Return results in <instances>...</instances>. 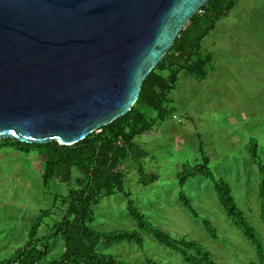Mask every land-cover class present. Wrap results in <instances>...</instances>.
<instances>
[{
  "label": "rangeland",
  "instance_id": "obj_1",
  "mask_svg": "<svg viewBox=\"0 0 264 264\" xmlns=\"http://www.w3.org/2000/svg\"><path fill=\"white\" fill-rule=\"evenodd\" d=\"M212 42L216 44L210 65L214 67L209 69L214 78L210 83L200 87L193 77H190L192 86H186L182 78L179 81L175 99L187 109L178 110L183 121L178 122L170 115L152 132L137 139L148 151L142 161L146 171L158 178L148 185L140 183L135 164L125 160L121 165L126 173L124 190L103 197L92 207L95 216L90 226L102 231L140 230L143 245L110 241L100 243L99 251L113 254L128 264H148L147 260L192 264L179 251L139 228L138 220L128 208V193L148 221L175 238L187 236L201 243L218 264H251L258 260L252 241L221 205L214 179L196 175L182 186L178 176L183 164L191 165L207 155L214 178L229 185L236 204L264 244L261 173L250 151V143H258V159L264 163V0H238L203 43L210 47ZM144 111L149 117L156 115L148 107ZM200 142L203 152L199 149ZM42 161L39 149L24 152L13 145L0 147V259L26 242L29 227L36 218L42 220L38 235L47 234L65 213L63 197L77 186L80 174L75 170L67 181L53 179L45 185ZM181 193L191 199L200 217L185 207ZM44 210L48 214L43 217ZM203 218L216 229V238L203 224ZM50 247L51 254L64 249L60 235L51 239Z\"/></svg>",
  "mask_w": 264,
  "mask_h": 264
},
{
  "label": "water",
  "instance_id": "obj_2",
  "mask_svg": "<svg viewBox=\"0 0 264 264\" xmlns=\"http://www.w3.org/2000/svg\"><path fill=\"white\" fill-rule=\"evenodd\" d=\"M209 0H0V139L74 147L128 112Z\"/></svg>",
  "mask_w": 264,
  "mask_h": 264
},
{
  "label": "trees",
  "instance_id": "obj_3",
  "mask_svg": "<svg viewBox=\"0 0 264 264\" xmlns=\"http://www.w3.org/2000/svg\"><path fill=\"white\" fill-rule=\"evenodd\" d=\"M237 1L209 0L204 4L181 29L159 64L147 75L131 109L98 131L90 133L74 147L57 141L30 144L11 138L0 139L3 146L13 145L24 152H29L32 148L39 149L43 156L45 185L53 179L67 181L74 170L80 174L77 186L70 189L65 198L63 197L65 213L61 220L53 223L49 232L42 236L38 235L41 218L33 220L26 242L12 254L0 259V264H128L113 254L101 252L97 248L100 243L124 240L143 245L142 232L137 229L97 230L89 225L95 216L92 207L103 197L124 190L126 173L121 169V165L125 160L129 159L135 164L140 183L148 185L158 178L157 174L146 171L142 161L143 157L148 155V151L137 142V139L176 111L170 93L175 88L180 71H187L199 81L207 78L213 54L204 52L203 41L216 28L217 22L236 6ZM145 107L154 110L156 115L149 117L144 111ZM199 149L203 152L201 142ZM257 150L258 143L251 142L252 159L258 164L261 173L260 215L264 222V163L259 160ZM209 163L210 158L205 155L201 161L196 160L191 165L183 164L178 176L181 185L183 186L189 177L196 175L205 174L214 179L216 194L228 217L254 245L258 260L251 264H264V244L261 235L236 204L229 185L214 178ZM126 195L128 208L138 220L141 230L150 232L161 243L179 251L184 259L192 264H218L211 252L201 243L187 236L175 238L152 224L134 206L130 195L128 193ZM180 197L185 207L194 216L200 217L191 199L183 193ZM58 199L56 196L55 201ZM46 214L48 210L43 211V217ZM202 221L210 234L216 238L217 232L212 223L205 218ZM57 235L61 236L64 249L60 253L51 254L50 241ZM147 261L148 264H163Z\"/></svg>",
  "mask_w": 264,
  "mask_h": 264
},
{
  "label": "crops",
  "instance_id": "obj_4",
  "mask_svg": "<svg viewBox=\"0 0 264 264\" xmlns=\"http://www.w3.org/2000/svg\"><path fill=\"white\" fill-rule=\"evenodd\" d=\"M224 17V16H223ZM222 17V18H223ZM220 21V20H219ZM218 21V22H219ZM218 22H217V24H218ZM216 27H217V25H216ZM216 29V28H215ZM214 29V30H215ZM213 30V31H214ZM212 31V32H213ZM203 42H205V39H204V41ZM215 42H212L211 44H210V47H207V46H205V44L203 43V50H204V52H211L212 54H213V48L215 47ZM213 59H214V54H213ZM214 67V66H213ZM213 67H211L210 66V69L211 68H213ZM193 77L191 74H189L187 71H185V70H182V71H180L179 72V74H178V76H177V80H176V85H175V88L171 91V93H170V98H171V100H172V104L173 105H175L176 106V111L174 112L175 114H177L179 117H181V115L179 114V111L178 110H180V109H182V110H184L186 107L184 106V103L182 104V103H180L179 102V100L176 98L175 99V93H176V91H177V88H178V85H179V81H180V79L182 78V79H184V81L186 82V86H192V80H191V78ZM212 77L214 78V76L211 74V72L209 71V74H208V76H207V78L205 79V80H203V81H199V80H197L196 78H194V79H196V81H197V85L199 86L200 85V87L202 86V85H205V83H207V82H209V81H211V79H212ZM210 83V82H209ZM177 100V101H176ZM186 105V104H185ZM186 106H188V105H186ZM185 110H187V109H185ZM189 112V111H188ZM188 116V115H187ZM173 118V117H172ZM183 121V120H182ZM181 121V122H182ZM161 124V123H160ZM160 124H158V125H156V126H154L150 131H148V132H145V133H143L142 135H145L146 133H148L149 134V132H152L154 129H156L157 128V126H159ZM156 132H155V136H156ZM155 143V142H154Z\"/></svg>",
  "mask_w": 264,
  "mask_h": 264
},
{
  "label": "built area",
  "instance_id": "obj_5",
  "mask_svg": "<svg viewBox=\"0 0 264 264\" xmlns=\"http://www.w3.org/2000/svg\"><path fill=\"white\" fill-rule=\"evenodd\" d=\"M172 117L174 118V119H176L178 122H181L182 121V119H181V117H179L177 114H173L172 115Z\"/></svg>",
  "mask_w": 264,
  "mask_h": 264
}]
</instances>
